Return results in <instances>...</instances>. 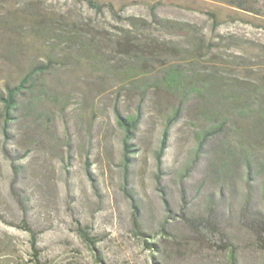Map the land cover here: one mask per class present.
<instances>
[{
	"label": "rangeland",
	"instance_id": "rangeland-1",
	"mask_svg": "<svg viewBox=\"0 0 264 264\" xmlns=\"http://www.w3.org/2000/svg\"><path fill=\"white\" fill-rule=\"evenodd\" d=\"M127 30L136 36L132 45L119 35ZM129 48L142 62L127 79L116 63ZM49 60L38 119L22 111L7 135L0 129V264H35V248L43 264H264V247L245 225L247 214L241 217L250 190L241 170L232 188L221 190L204 179L202 155L180 177L195 133L209 125L204 112L228 109L219 95L239 84L255 95L264 85V15L230 0H0V85ZM175 60L213 80L216 95L181 102L153 85L159 67ZM258 95L264 102V86ZM178 105L157 166L166 118ZM116 107L141 117L127 172ZM124 187L138 200L139 231ZM182 188L189 215L203 214L211 195L233 260L179 216ZM251 191L249 207L264 215V197Z\"/></svg>",
	"mask_w": 264,
	"mask_h": 264
},
{
	"label": "trees",
	"instance_id": "trees-1",
	"mask_svg": "<svg viewBox=\"0 0 264 264\" xmlns=\"http://www.w3.org/2000/svg\"><path fill=\"white\" fill-rule=\"evenodd\" d=\"M230 3L254 14L264 15V0H230ZM119 35L128 41L127 45H132L135 43L134 41H137L136 36L128 30L122 31ZM119 55L121 60L116 63V67L122 70L127 79L133 77L134 65L142 62V54L136 52L134 48H129ZM50 62L49 60L47 63H38L30 67L22 78L13 84L5 82L0 85V129L5 135H7L9 125L16 119L14 115L17 113L24 111L26 116H33L34 120L38 119L39 113L36 111L35 105L45 96L41 77L50 69ZM125 64L127 66L123 67ZM159 68V81L153 85H159L165 91L174 93L181 102L189 95L194 98L203 97L208 93L216 95V91H213V87L216 89L213 80L188 69L180 60L164 63ZM263 86V84L258 85L255 95L249 93L250 86L246 84H239L237 87L229 86L224 90L219 96L228 103L227 111L204 112L203 118L207 120L209 125H205L195 133L196 144L192 150V156L180 169V177L184 180L192 171L197 159L202 155H207L204 179H208L209 183L221 190H230L233 186V180L236 179L238 171L241 170L248 187L250 185V190L247 191V198L241 209V217L247 214L245 225L255 234L257 244L262 247H264V215L258 210L250 208L249 205L252 195L251 189L257 187L260 195L264 197V160L259 156L261 153L264 154V149H262L264 148V117L258 116V112L261 111L260 108H264L263 99L258 95ZM179 110L180 106L178 105L166 118L160 145L156 152L157 166H159L161 156L166 148L168 129L178 121ZM115 115L117 124L123 131L121 139L122 165L124 171L127 172L131 162L129 153L133 150V144L130 141L138 129L141 117L137 113L125 115L117 107ZM245 120L251 124L245 126V124L238 123V121L245 123ZM5 152L7 153L6 150ZM20 157L23 158L25 155L21 154ZM13 168L17 173V167L13 165ZM251 181H255L256 186H251ZM124 190L132 199V222L134 228L139 231L140 209L138 200L134 197V191L131 188L124 187ZM181 201L179 216L187 226L198 237L210 241L218 250L227 252L229 260H233L234 249L219 229L217 206L211 195L205 199L203 214H188L183 188L181 189ZM21 228L30 233L31 247L35 248L34 232L24 221H22ZM78 230L84 240L90 244L93 243L94 240L88 237L85 228H78ZM146 245L151 248L154 247L151 242H146ZM38 256L39 252L35 248L32 252L33 262L43 264L39 262ZM230 262L233 264L232 261Z\"/></svg>",
	"mask_w": 264,
	"mask_h": 264
}]
</instances>
